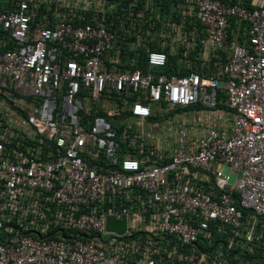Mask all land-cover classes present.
<instances>
[{"label": "built area", "instance_id": "obj_1", "mask_svg": "<svg viewBox=\"0 0 264 264\" xmlns=\"http://www.w3.org/2000/svg\"><path fill=\"white\" fill-rule=\"evenodd\" d=\"M0 264H264V0H0Z\"/></svg>", "mask_w": 264, "mask_h": 264}, {"label": "trees", "instance_id": "obj_2", "mask_svg": "<svg viewBox=\"0 0 264 264\" xmlns=\"http://www.w3.org/2000/svg\"><path fill=\"white\" fill-rule=\"evenodd\" d=\"M240 40H242L243 36L242 35H239L238 36ZM144 57L141 56L140 57V61H141V64L144 65ZM176 57L174 56H171L169 55V58H168V63H167V66L162 68V69H159L157 70L158 73H166V74H170V73H173V72H176ZM153 118H157V117H153Z\"/></svg>", "mask_w": 264, "mask_h": 264}, {"label": "water", "instance_id": "obj_3", "mask_svg": "<svg viewBox=\"0 0 264 264\" xmlns=\"http://www.w3.org/2000/svg\"><path fill=\"white\" fill-rule=\"evenodd\" d=\"M107 229L122 233L125 228L124 218L121 221H116L113 217H108L106 220Z\"/></svg>", "mask_w": 264, "mask_h": 264}, {"label": "rangeland", "instance_id": "obj_4", "mask_svg": "<svg viewBox=\"0 0 264 264\" xmlns=\"http://www.w3.org/2000/svg\"><path fill=\"white\" fill-rule=\"evenodd\" d=\"M169 54H171L169 51H167ZM172 56V55H171ZM166 117L165 115L161 116V118L159 119V121L163 122L165 121ZM221 169L224 173L228 172V167L226 165H221ZM236 180V174H234L233 172L230 173V183H234Z\"/></svg>", "mask_w": 264, "mask_h": 264}]
</instances>
